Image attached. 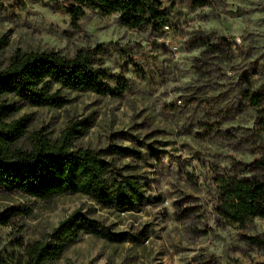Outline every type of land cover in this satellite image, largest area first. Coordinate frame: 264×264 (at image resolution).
Instances as JSON below:
<instances>
[{"label":"rangeland","instance_id":"1","mask_svg":"<svg viewBox=\"0 0 264 264\" xmlns=\"http://www.w3.org/2000/svg\"><path fill=\"white\" fill-rule=\"evenodd\" d=\"M70 3L0 0V60L6 66L16 51L89 50L114 93L62 89L64 106L16 102L20 110L6 122L20 120L23 148L75 125V148L142 152L107 159L137 177L150 199L120 211L82 194L44 200L0 189V214L15 213L0 223V256L22 262L27 243L50 240L79 211L132 239L82 231L48 264H264V219L240 226L219 211L225 180L264 172V114L249 98L257 93L264 110V0H163L167 25L159 30L130 28L120 13L93 8L74 23Z\"/></svg>","mask_w":264,"mask_h":264},{"label":"trees","instance_id":"2","mask_svg":"<svg viewBox=\"0 0 264 264\" xmlns=\"http://www.w3.org/2000/svg\"><path fill=\"white\" fill-rule=\"evenodd\" d=\"M69 1L67 12L74 23L84 16L86 8H93L103 15L120 13L122 23L130 28L151 26L159 30L167 25L168 12L163 0ZM195 2L203 5L210 0ZM95 61L89 50H80L73 57L54 50L16 51L6 66L0 60V189L44 200L63 194H82L120 211H137L149 201L140 180L124 174L114 158L107 159L109 155L142 158V152L118 146L98 151L75 148L74 133H82L75 125L66 128L57 140L37 136L29 148H23L19 145L23 135L20 120L14 124L6 122L20 110L16 102L40 107L64 106L67 100L60 93L62 89L114 93L109 86L112 76L103 67H96ZM122 88L117 94L124 92L125 87ZM249 98L253 107L264 114L257 93ZM11 99L16 101L8 103ZM224 187L219 211L226 220L244 226L255 218L264 219V172L225 180ZM14 215L12 210L1 213L0 223L7 225ZM82 231L114 243L132 239L127 232H112L75 211L59 223L50 240L27 243L24 259L17 264H48L59 259ZM0 264H6L1 256Z\"/></svg>","mask_w":264,"mask_h":264}]
</instances>
